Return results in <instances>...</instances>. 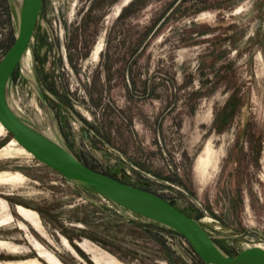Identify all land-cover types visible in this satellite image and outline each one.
Masks as SVG:
<instances>
[{"label":"rangeland","instance_id":"rangeland-1","mask_svg":"<svg viewBox=\"0 0 264 264\" xmlns=\"http://www.w3.org/2000/svg\"><path fill=\"white\" fill-rule=\"evenodd\" d=\"M134 1L43 0L28 56L43 98L24 62L14 108L45 133L55 124L94 171L196 220L226 254L264 249V0H144L119 19ZM18 28L0 0V61ZM40 252L204 264L182 237L36 161L0 123V264H50Z\"/></svg>","mask_w":264,"mask_h":264},{"label":"water","instance_id":"water-1","mask_svg":"<svg viewBox=\"0 0 264 264\" xmlns=\"http://www.w3.org/2000/svg\"><path fill=\"white\" fill-rule=\"evenodd\" d=\"M11 1L18 12L16 1ZM22 1L23 9L21 13L18 12L19 28L15 42L0 61V123L13 139L36 161L65 179L100 193L117 206L176 232L204 264H264L262 247L249 248L235 257L226 254L196 220L164 198L94 171L76 158L67 147L65 151L53 148L20 122L9 105L8 95L12 104L14 74L30 49L43 7V0ZM34 86L43 98L37 83Z\"/></svg>","mask_w":264,"mask_h":264},{"label":"bare ground","instance_id":"bare-ground-1","mask_svg":"<svg viewBox=\"0 0 264 264\" xmlns=\"http://www.w3.org/2000/svg\"><path fill=\"white\" fill-rule=\"evenodd\" d=\"M17 3V8H18V12L21 13L22 9H23V1L22 0H15ZM29 50L26 52L25 56L23 57L21 63H26V65L23 66L24 72L27 74V77L29 78L31 84L33 87H35L34 85L37 83L34 75L32 73V70H30V59H29ZM9 94V92H8ZM9 95H8V102L9 105L12 109V111L14 112V114L16 116H18V119L20 120V122H22V124H24L29 130H31L35 135L41 137L42 139L46 140L53 148L59 150V151H65L67 148L64 145L63 141L61 140V136H59L58 131L56 130V127L52 124L51 122V128H52V132L49 133H45L43 131H41L40 129H38L34 124L30 123L28 120H26L24 117H22L20 114L17 113L16 109L14 108L13 104L10 103V99H9ZM14 99V98H13ZM50 129V128H49ZM48 132V131H47ZM19 214L29 223H31L33 226H37L38 225V219L36 217V215H34L32 212L24 209V208H19ZM5 223V222H4ZM40 255L42 257H46L48 262L50 264H58L57 261H55L52 257H47V255L43 252H40Z\"/></svg>","mask_w":264,"mask_h":264},{"label":"trees","instance_id":"trees-1","mask_svg":"<svg viewBox=\"0 0 264 264\" xmlns=\"http://www.w3.org/2000/svg\"><path fill=\"white\" fill-rule=\"evenodd\" d=\"M144 2V0H135L134 2H132L126 9H124L120 15V18L119 19H122L125 17L126 13L133 10L137 5H142V3ZM84 164V163H83ZM87 166V165H86ZM90 168V167H89ZM174 206V205H173ZM159 226V224H157ZM160 227H162L163 229L165 230H168L176 235H178L176 232L166 228V227H163L160 225ZM179 236V235H178ZM181 237V236H180Z\"/></svg>","mask_w":264,"mask_h":264},{"label":"flooded vegetation","instance_id":"flooded-vegetation-1","mask_svg":"<svg viewBox=\"0 0 264 264\" xmlns=\"http://www.w3.org/2000/svg\"><path fill=\"white\" fill-rule=\"evenodd\" d=\"M100 48H101V45H99V46L97 47L96 55H97V53L99 52Z\"/></svg>","mask_w":264,"mask_h":264}]
</instances>
